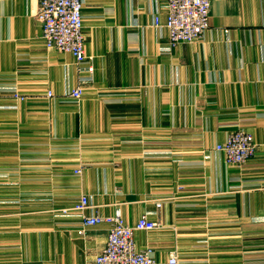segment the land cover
<instances>
[{
    "label": "crops",
    "instance_id": "obj_1",
    "mask_svg": "<svg viewBox=\"0 0 264 264\" xmlns=\"http://www.w3.org/2000/svg\"><path fill=\"white\" fill-rule=\"evenodd\" d=\"M38 5L0 0V264L92 262L108 227L78 235L82 195L86 216L158 222L135 233L158 264H264V0H213L170 51L165 0H85L82 66L45 48ZM239 129L256 153L229 167L215 148Z\"/></svg>",
    "mask_w": 264,
    "mask_h": 264
},
{
    "label": "built area",
    "instance_id": "obj_2",
    "mask_svg": "<svg viewBox=\"0 0 264 264\" xmlns=\"http://www.w3.org/2000/svg\"><path fill=\"white\" fill-rule=\"evenodd\" d=\"M85 0H39L36 21L41 25V40L47 50L66 53L73 57L77 66L86 64L85 37L83 33V6ZM213 0H165L166 22L161 25L154 16V26L164 27L168 32L170 51L180 43H192L203 37L209 28V13ZM80 68V67H79ZM88 72H92L89 67ZM84 93L83 83L68 93L74 101H80ZM51 97V94H47ZM22 99V98H21ZM216 152L222 153L225 164L240 166L254 155L255 145L249 133L236 131L231 133L223 144L216 146ZM81 174V169L75 171ZM161 202L156 204L160 209ZM93 208L87 196H80L78 203L71 212L81 218V229L78 235L83 236L86 228L107 225L106 243L101 251L89 264H158L155 250L151 245L137 248L135 233H151L160 224L149 219L148 214L142 215L133 226L125 223L120 211L111 216L84 212ZM69 210H63L64 216ZM168 264H178L175 253H171Z\"/></svg>",
    "mask_w": 264,
    "mask_h": 264
},
{
    "label": "rangeland",
    "instance_id": "obj_3",
    "mask_svg": "<svg viewBox=\"0 0 264 264\" xmlns=\"http://www.w3.org/2000/svg\"><path fill=\"white\" fill-rule=\"evenodd\" d=\"M206 33V32H205ZM204 36V35H203ZM201 39V38H200ZM3 90H9L10 92H12V95H13V97L15 98V99H19V100H22L21 99V97H19V95H18V93H17V90L15 89V88H5V89H3ZM237 131H244V132H246V133H249V132H247V131H245V130H243V129H239V130H237ZM236 132V131H235ZM250 134V133H249ZM230 135V134H229ZM228 135V136H229ZM251 135V134H250ZM227 136V137H228ZM252 136V135H251ZM252 138H253V136H252ZM227 139V138H226ZM226 141V140H225ZM253 142H254V139H253ZM254 145H255V143H254ZM255 153H256V145H255V152H254V155H255ZM221 155H222V153H220ZM254 155L251 157V158H253L254 157ZM223 156V155H222ZM251 158H249L245 163H243L242 165H240V166H236V165H232V166H229V167H236V168H242ZM223 159H224V157H223ZM224 163H225V161H224ZM226 165V164H225ZM228 166V165H227ZM83 196H85V195H83Z\"/></svg>",
    "mask_w": 264,
    "mask_h": 264
}]
</instances>
